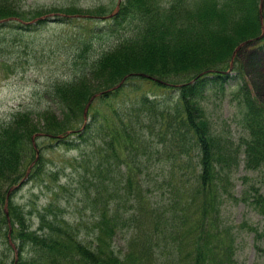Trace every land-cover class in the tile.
I'll list each match as a JSON object with an SVG mask.
<instances>
[{
    "label": "trees",
    "instance_id": "16d2710c",
    "mask_svg": "<svg viewBox=\"0 0 264 264\" xmlns=\"http://www.w3.org/2000/svg\"><path fill=\"white\" fill-rule=\"evenodd\" d=\"M260 2L112 0L26 9L21 0H0V21L36 19L18 24L24 29L49 21L48 27H75L54 38L52 53L69 71L44 88L45 107L18 110L0 124V264H237L235 236L222 220L228 199L243 200L261 215V227L247 228L264 264V101L246 83L233 92L244 108V132L236 136L217 126L206 99L207 88L223 90L228 69H236L238 45L264 47L257 38ZM115 4L113 24L93 28ZM136 79L162 92L150 97ZM128 86L135 97L109 102ZM40 134L78 149L74 161L83 168L78 183L84 209L94 215L91 226L70 222L55 210V199L25 210L13 190L6 214L7 192L27 165L34 161L29 179L42 172ZM241 162L258 176L255 182L243 177L239 197L233 174ZM83 228L90 230L83 234ZM120 233L127 234L123 248L115 242ZM15 249L18 256L8 261Z\"/></svg>",
    "mask_w": 264,
    "mask_h": 264
},
{
    "label": "rangeland",
    "instance_id": "374dc122",
    "mask_svg": "<svg viewBox=\"0 0 264 264\" xmlns=\"http://www.w3.org/2000/svg\"><path fill=\"white\" fill-rule=\"evenodd\" d=\"M111 2L112 0H21L23 8L26 9L52 5H76L87 8L98 4L107 5ZM116 6V4L113 5L114 10L110 14L98 16L91 23L98 25L110 20L109 24L111 25ZM48 17L53 18V15ZM33 20L30 22L21 21L22 23L19 21L0 22L2 24L0 27V124L8 121L17 110H37L45 107L47 97L43 94L44 88L50 80L62 79L69 71L65 66L60 65V61H58L57 55L52 53V49H56L54 38L56 39L61 33L68 31L69 28L74 30L75 27L69 26V28L64 29L56 26L48 27L53 26L50 21L48 24L40 25L35 29L18 27V24H35V22L32 23ZM73 21L72 25L83 22L80 20ZM254 44L243 47L236 53L238 61L235 67L240 75L229 78L225 90L215 91L213 88L206 92L208 109L213 121L218 127L236 136L244 132L241 124L244 108L236 99H233L232 91L239 86L242 79H247L250 81L252 86L250 90L253 91V94H259V98L264 101V53L257 52V58L261 59L263 64L253 68L250 55L254 51L252 48ZM135 81L142 92L148 91L158 95L162 92L152 83H146L139 79ZM120 94L121 98L119 97ZM133 97H135V91L128 86L120 91L118 96L110 98L109 102L119 104L128 102ZM36 142L44 146L39 150L43 151L45 157L42 172L36 178H24L22 184L13 191L14 202L24 206L25 210H33L34 208L41 209L51 199H55L57 204L55 210L60 211L66 219L72 223L76 220H82L91 226L94 215H90L89 209H84L83 190L79 189L78 183V173H81L83 168H79L81 166L74 161L79 154L78 149L71 148L70 145H57L54 140L45 136H39ZM72 162L78 166L76 170L73 168ZM157 173H160V169L153 171L151 177H157ZM257 173V171L246 169L241 162L233 174L236 195L241 197L240 194L246 189L243 190V177L246 175L249 182H255ZM55 190H57L56 195H54ZM223 206V223L226 227H231L235 236L236 263L260 264V252L254 246L253 232L248 230L247 226L261 227V215L243 200L228 199ZM29 218L32 228H36L38 219L33 213L30 214ZM89 230V228H83L81 231L84 234ZM122 235L124 237L120 233L115 238L117 246L121 248H123L127 234L122 233ZM9 256L8 261L17 257V249Z\"/></svg>",
    "mask_w": 264,
    "mask_h": 264
}]
</instances>
